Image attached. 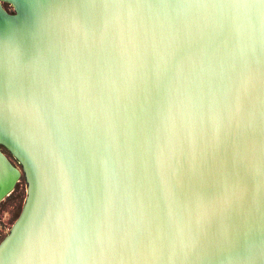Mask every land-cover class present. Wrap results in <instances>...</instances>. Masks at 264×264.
<instances>
[{
	"label": "water",
	"instance_id": "water-1",
	"mask_svg": "<svg viewBox=\"0 0 264 264\" xmlns=\"http://www.w3.org/2000/svg\"><path fill=\"white\" fill-rule=\"evenodd\" d=\"M21 177L0 264H264V0H0Z\"/></svg>",
	"mask_w": 264,
	"mask_h": 264
},
{
	"label": "rangeland",
	"instance_id": "rangeland-1",
	"mask_svg": "<svg viewBox=\"0 0 264 264\" xmlns=\"http://www.w3.org/2000/svg\"><path fill=\"white\" fill-rule=\"evenodd\" d=\"M5 152L12 161H15L7 150ZM25 194L26 184L24 178L21 177L12 192L0 201V240L5 236L11 224L18 216Z\"/></svg>",
	"mask_w": 264,
	"mask_h": 264
}]
</instances>
